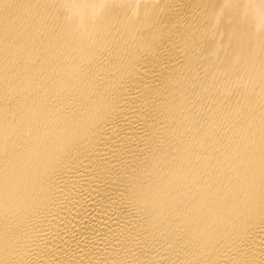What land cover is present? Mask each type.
I'll use <instances>...</instances> for the list:
<instances>
[{
  "label": "bare ground",
  "instance_id": "obj_1",
  "mask_svg": "<svg viewBox=\"0 0 264 264\" xmlns=\"http://www.w3.org/2000/svg\"><path fill=\"white\" fill-rule=\"evenodd\" d=\"M0 264H264V0H0Z\"/></svg>",
  "mask_w": 264,
  "mask_h": 264
}]
</instances>
